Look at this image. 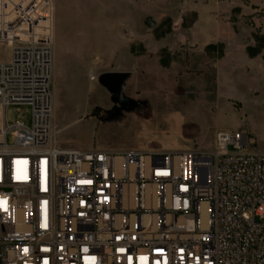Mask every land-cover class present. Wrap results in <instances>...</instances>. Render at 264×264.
Returning a JSON list of instances; mask_svg holds the SVG:
<instances>
[{
  "label": "built area",
  "instance_id": "built-area-1",
  "mask_svg": "<svg viewBox=\"0 0 264 264\" xmlns=\"http://www.w3.org/2000/svg\"><path fill=\"white\" fill-rule=\"evenodd\" d=\"M54 22L55 0H0V264H264L250 133L218 128L209 150L62 145ZM22 103L32 123L9 126Z\"/></svg>",
  "mask_w": 264,
  "mask_h": 264
},
{
  "label": "rangeland",
  "instance_id": "rangeland-1",
  "mask_svg": "<svg viewBox=\"0 0 264 264\" xmlns=\"http://www.w3.org/2000/svg\"><path fill=\"white\" fill-rule=\"evenodd\" d=\"M194 1L197 0H118L120 50L130 38L132 8L144 10L143 23L150 31L152 41H160L171 35L189 37L190 29L198 18L197 11L191 9ZM261 1L212 0L214 3H232L230 19L247 27L246 52L251 58L264 50V33H261L264 11H254ZM104 4L111 7L108 0H55L53 120L62 129L60 142L67 140L75 147L88 149L97 146L116 151L139 147L205 149L210 147L215 130L225 127L247 130L253 138V150L264 152V76L246 72L247 85L238 90L230 87L227 76H216L214 72L184 70L166 76L164 70L171 66L175 55L185 51L183 45L172 49L164 47L158 51V65L151 80L152 94L131 97L141 102L131 111L117 109L112 93L99 81V76L104 73H99V64L89 63L87 78L80 77L82 63L77 46L68 48L74 53L70 56V73L64 78L56 75L55 49L58 39H64L69 46L77 44L85 18H93L94 30H97L102 19L97 10ZM185 6L190 9H184ZM84 7L93 10L94 15L80 16L78 9ZM147 17L152 18L153 26L146 24ZM206 51L215 59L226 55L222 44H209ZM7 52L8 47L0 46V59H6ZM110 66L114 64H103L104 68ZM92 69L99 73L96 80L90 79ZM230 76L237 83L244 79L241 73ZM160 82H165L163 86L166 87L159 91L154 84ZM159 99H177V108L166 106L165 111L154 110L152 103ZM32 116L30 104H10L6 108L9 126L17 121L30 125ZM65 124L69 125L65 128ZM7 139L9 143L14 140L11 134Z\"/></svg>",
  "mask_w": 264,
  "mask_h": 264
},
{
  "label": "crops",
  "instance_id": "crops-1",
  "mask_svg": "<svg viewBox=\"0 0 264 264\" xmlns=\"http://www.w3.org/2000/svg\"><path fill=\"white\" fill-rule=\"evenodd\" d=\"M111 7L104 4L98 9L101 15L99 28L94 30L93 18H85V25L79 30L77 44L69 46L64 39L59 38L55 49V73L60 78L67 77L70 73V61L72 53L68 48L77 46L78 57L81 60L80 77L87 78V65L95 62L100 65L99 73L103 71H126L128 77L124 84V93L129 97L150 96L152 94V73L157 69L158 51L161 48L184 47L185 51L173 57L172 64L164 70L169 75H175L180 71H203L214 72L221 77L227 76L229 85L233 89L245 88L247 83L246 72L264 76V50L254 58L246 52L247 27L244 24L232 22L230 13L232 3H214L212 0H197L193 2L192 8L197 11L198 18L190 29L189 37L183 35H171L160 41H152L150 31L143 23L144 10L138 8L132 10V24L129 26V39L127 45L120 50L119 30V9L118 0H108ZM114 2V3H113ZM133 2V1H132ZM260 3V2H259ZM134 4V3H133ZM190 9L185 6L184 9ZM254 10V9H253ZM264 11V0L254 10ZM220 11L223 14H219ZM80 16L94 15V11L84 7L78 9ZM225 13V14H224ZM83 21V20H82ZM90 23V24H89ZM83 25V23H82ZM85 27V28H84ZM179 32V31H178ZM96 35H95V34ZM261 33H264V26H261ZM95 36V37H94ZM96 38L95 42L93 41ZM132 43V45H131ZM209 44H222L226 55L223 58L215 59L206 51ZM132 47V49H131ZM110 62L114 66L103 67V64ZM98 73V75H99ZM241 73L243 80L237 83L231 78V74ZM224 79V78H223ZM164 85L165 82H163ZM162 82L155 83V89L159 91L165 88ZM105 89V87H103ZM153 108L158 111H165L166 106L176 107L177 99L154 101ZM163 105V106H162ZM174 108V109H176ZM69 124H65V128ZM214 140V136H213ZM211 140L210 147L189 148L198 150H209L213 147ZM66 147H75L71 142H61ZM139 150H181L176 147H139Z\"/></svg>",
  "mask_w": 264,
  "mask_h": 264
},
{
  "label": "water",
  "instance_id": "water-1",
  "mask_svg": "<svg viewBox=\"0 0 264 264\" xmlns=\"http://www.w3.org/2000/svg\"><path fill=\"white\" fill-rule=\"evenodd\" d=\"M146 24L148 26L154 25L151 17L146 18ZM127 77L128 72L126 71H106L99 76V81L112 93L118 110L131 111L139 107L141 102L124 94V84Z\"/></svg>",
  "mask_w": 264,
  "mask_h": 264
},
{
  "label": "flooded vegetation",
  "instance_id": "flooded-vegetation-1",
  "mask_svg": "<svg viewBox=\"0 0 264 264\" xmlns=\"http://www.w3.org/2000/svg\"><path fill=\"white\" fill-rule=\"evenodd\" d=\"M113 96V95H112ZM115 105H117L116 103H115Z\"/></svg>",
  "mask_w": 264,
  "mask_h": 264
}]
</instances>
